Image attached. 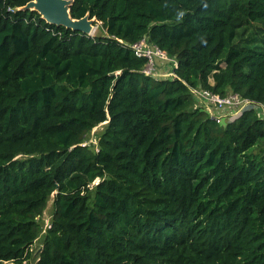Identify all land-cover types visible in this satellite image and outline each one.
<instances>
[{"label": "trees", "instance_id": "trees-1", "mask_svg": "<svg viewBox=\"0 0 264 264\" xmlns=\"http://www.w3.org/2000/svg\"><path fill=\"white\" fill-rule=\"evenodd\" d=\"M30 1L0 0V264H264V120L191 91L264 103V0H73L100 36ZM144 38L175 77L142 73Z\"/></svg>", "mask_w": 264, "mask_h": 264}, {"label": "built area", "instance_id": "built-area-1", "mask_svg": "<svg viewBox=\"0 0 264 264\" xmlns=\"http://www.w3.org/2000/svg\"><path fill=\"white\" fill-rule=\"evenodd\" d=\"M130 48L135 57L146 59L143 74L153 78L175 77L174 71L178 65L176 60L150 44L146 38L130 45ZM158 70L163 73H158ZM191 91L196 101L194 107L202 109L218 125H226L246 111H255L264 120V103H254L232 92L221 96L201 88Z\"/></svg>", "mask_w": 264, "mask_h": 264}, {"label": "water", "instance_id": "water-1", "mask_svg": "<svg viewBox=\"0 0 264 264\" xmlns=\"http://www.w3.org/2000/svg\"><path fill=\"white\" fill-rule=\"evenodd\" d=\"M72 3L73 0H32L20 10L35 11L50 25L64 27L91 36L95 18H90L87 13L80 19H73L70 15Z\"/></svg>", "mask_w": 264, "mask_h": 264}, {"label": "rangeland", "instance_id": "rangeland-1", "mask_svg": "<svg viewBox=\"0 0 264 264\" xmlns=\"http://www.w3.org/2000/svg\"><path fill=\"white\" fill-rule=\"evenodd\" d=\"M93 32L91 33V36H100V35H104L105 32L101 29V24L97 21L94 22L93 24ZM158 73H163L162 71L158 70ZM103 125H99L97 127H95L90 133H88L86 135V138L84 140V144L88 145V149H90L91 151H95L97 149V140L99 135L101 134L102 130H103ZM98 182V180H96L94 183L96 184ZM52 212H53V207H52V198L50 199V201L47 204L46 209L44 210L43 214L41 215V217L38 219L39 225L41 227L42 233H44V231L47 229V227L50 224V220L52 217ZM42 236L33 244L32 246V256H36V254H38L39 250L41 249L42 246ZM32 262V260H30V263ZM8 264V263H6Z\"/></svg>", "mask_w": 264, "mask_h": 264}]
</instances>
